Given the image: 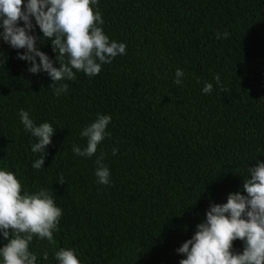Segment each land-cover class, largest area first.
Returning <instances> with one entry per match:
<instances>
[{
	"label": "trees",
	"instance_id": "obj_1",
	"mask_svg": "<svg viewBox=\"0 0 264 264\" xmlns=\"http://www.w3.org/2000/svg\"><path fill=\"white\" fill-rule=\"evenodd\" d=\"M93 8L126 54L96 76L76 73L59 97L47 73L32 74L18 59L26 50L0 37V169L30 193L49 190L62 209L53 241L34 236L29 245L37 264H58L61 248L81 264H179L185 257L176 250L210 204L226 203L249 168L264 162V0H98ZM33 25L30 34L42 38L34 18ZM37 47L55 59L50 40ZM177 69L182 86L174 84ZM20 109L55 128L40 170L32 162L44 153L32 152L37 140ZM98 114L111 116L110 135L91 158L74 155L72 145L86 147L80 133ZM101 152L108 185L95 175ZM6 243L0 236V247ZM243 248L233 241L234 253Z\"/></svg>",
	"mask_w": 264,
	"mask_h": 264
},
{
	"label": "clouds",
	"instance_id": "obj_2",
	"mask_svg": "<svg viewBox=\"0 0 264 264\" xmlns=\"http://www.w3.org/2000/svg\"><path fill=\"white\" fill-rule=\"evenodd\" d=\"M93 5L98 7V0H0V37L13 49L26 50L18 52V59L30 62L28 71L32 74L47 73L52 81L49 87L57 97L68 92L64 81L75 80L76 73L96 76L102 65L126 54L124 43L110 41L104 33V20ZM33 18L42 38L30 34L34 31ZM21 21L23 26H19ZM216 36L227 38L229 33L217 32ZM38 40L51 41L54 60L37 47ZM57 63L59 67L54 66ZM175 77L174 84L182 86L184 71L177 69ZM214 79L220 85L219 74ZM212 90L213 84L205 82L202 92L210 94ZM18 115L25 131L37 140L32 152L44 153L32 162V167L40 170L55 128L49 122L36 125L24 109ZM110 121V115L98 114L84 127L80 135L87 138V145L82 149L73 144L74 155L91 158L96 154L98 145L110 135L106 131ZM116 152L114 148L113 155ZM103 161L101 152L95 161V175L99 184L108 185L110 171ZM249 174L240 191L228 194L226 203L210 204L205 220L176 250L185 257L179 264H264V162L250 167ZM57 183L64 184L62 175ZM61 216L62 209L56 206L52 192L41 188L30 193L16 174L6 167L0 169V236L7 241L0 247V264H37V255L29 245L34 236L52 242ZM235 240L244 242L242 253L233 252ZM43 258L47 260V253ZM55 260L58 264H81L73 249H59Z\"/></svg>",
	"mask_w": 264,
	"mask_h": 264
}]
</instances>
